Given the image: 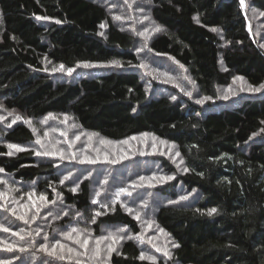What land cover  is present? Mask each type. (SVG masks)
<instances>
[{"label":"trees","instance_id":"trees-1","mask_svg":"<svg viewBox=\"0 0 264 264\" xmlns=\"http://www.w3.org/2000/svg\"><path fill=\"white\" fill-rule=\"evenodd\" d=\"M259 20L264 0H0V264H264V89L249 90L264 84ZM50 116L78 145L92 135V151L137 142L124 161L97 148L112 155L103 175L49 150L71 138L43 143ZM90 170L120 184L116 201L96 197ZM76 231L118 240L87 258Z\"/></svg>","mask_w":264,"mask_h":264},{"label":"rangeland","instance_id":"rangeland-1","mask_svg":"<svg viewBox=\"0 0 264 264\" xmlns=\"http://www.w3.org/2000/svg\"><path fill=\"white\" fill-rule=\"evenodd\" d=\"M262 26H264V21L263 20H259L258 21V25H257V30H260L261 28V31H262ZM264 31V30H263ZM162 79H169V75H166V76H162ZM189 82H191L190 80L186 83L188 84ZM192 86V85H191ZM184 88H186L184 86ZM186 92V91H185ZM13 115V114H12ZM11 114H7L6 117L10 120V121H14L15 118L12 116ZM5 116V114H4ZM1 121V119H0ZM46 121H50L51 123H49L45 128L44 130H47V129H50L46 134H45V137H41V140L43 141V143H49L48 142V137L50 136L52 138L53 134L55 132H61L63 130H65L64 134H63V139L65 140L66 137H71L70 138V143L68 144V146L66 148H62L59 144H57V147L56 146H49V150H54L56 151V149H59V150H63V151H66L64 152L63 155H61L63 158H70L72 157L73 159H75L76 161H78V163H83L85 161H90L92 162V165L95 164V166H97L98 170L102 169V174L103 175H106V167L103 168H99V166L97 165V163L103 165L105 164L108 159L110 157L113 156H119V157H124V159L122 161L125 160V155H128L130 152H132L130 149L134 148V145L135 143L137 142V140L133 141V139H130V140H124V141H120V142H108L107 144H103V143H100L98 144L97 143V146L93 147V151H92V147L90 146V144L92 145L91 142H89V140H92V138H89V137H92V135H86L84 137V142H83V145H78L79 142H77V140H82V138L80 137V134H78L75 139L73 138V135L71 134V131L68 130V127H67V121L65 120V126H64V129L62 127H59V124L60 122L62 121V119L58 120L57 117H54V116H50V118ZM46 121H40V123H44ZM67 127V128H66ZM51 132V133H50ZM144 135L142 136H139V138L142 140L140 141L141 144H144L148 141V139H152V137H148L146 139L143 138ZM138 138V137H136ZM78 143V144H76ZM155 145V146H158L160 151L165 154L167 157H169L171 159V161L174 163L176 162L177 163V166L179 167L181 165V162H179V156L177 155L176 151H175V148L172 147V146H167L165 144H162V143H159V142H153L152 143V146ZM104 146L108 148L110 154H112L109 158L107 155H102L101 152H99V154L97 153V148L100 149L101 151H103L104 149ZM59 147V148H58ZM107 158V159H106ZM122 161H119V162H122ZM100 162H103V163H100ZM154 174L156 175V173L154 172ZM87 176L88 177H91L92 176V184L95 185V191H96V197L100 200H104L105 199V202L108 201V200H112V201H116L118 195H116L114 193V190H113V187H117L118 185H120L119 183H115V182H112L110 179H109V176L105 177V178H97L96 174L92 173V170H90L88 173H87ZM118 177V176H117ZM66 178H62V180L64 181ZM70 179H74V176H71V178H67L66 180H70ZM159 180V179H157ZM164 180H162L163 182ZM161 182V181H159ZM141 199H143L144 201L148 202L149 201V194L148 191H138ZM152 193L154 192H151L150 194V197L151 195H153ZM155 196H158L157 194L153 195V198ZM128 200V198H124L123 197V203L125 205H128L129 202H126ZM130 204V203H129ZM35 206L36 203H34ZM153 206L155 207V204L153 203ZM58 207H62V206H58ZM54 214H57L53 211ZM50 219L51 222L53 223L52 221V215H49V216H43L42 219ZM57 224V223H56ZM56 224H53V226L51 227V225L49 223H42L40 224V228H41V232L44 233L45 235H59V237L63 236V235H66V230L67 228L66 227H61L60 225H56ZM50 227V230H51V233L49 234H46V228ZM69 231V229H68ZM76 234H73L74 235V239L75 241L77 242V246L76 248H80V252L82 254V256L84 257H87V258H91L92 257V249H93V253L94 255H96V250L97 248L99 249V253L101 252L103 256H105L107 254V252L109 251V249L113 248L114 244H115V241L118 240V237H115L114 239H112V237L110 236L109 238V235H102L100 237H92L94 240L90 242H88L87 246L84 247L82 246V242L84 240H86L87 238H89L88 236L90 235H85L87 237H83L84 235H82V233H80L79 231H76L75 232ZM157 233L155 236H156V239H158L159 241V248L162 250L160 251L163 255H165V253L168 254V249L170 247V242L169 240L165 239V234L163 233V231L161 230H157ZM91 239V238H89ZM88 241V240H87ZM86 248L90 249V250H87ZM158 248V249H159ZM98 253V255H99ZM102 256V257H103Z\"/></svg>","mask_w":264,"mask_h":264},{"label":"snow or ice","instance_id":"snow-or-ice-1","mask_svg":"<svg viewBox=\"0 0 264 264\" xmlns=\"http://www.w3.org/2000/svg\"><path fill=\"white\" fill-rule=\"evenodd\" d=\"M243 4H244V0H241V5H242V7H243ZM37 19H41V17H37ZM116 19H120L119 17H116ZM57 23H59V21H57ZM101 27H104V25H101ZM156 31H159L160 29L159 28H157V29H155ZM213 31H216V29H212ZM60 70H63V66H61V69ZM68 71V73L69 74H71V72L73 71L72 69H68L67 70ZM237 79H242V78H240V77H237ZM261 89H264V84H262V85H260V87L259 88H250L249 90L250 91H260ZM190 95V94H189ZM16 119H20V117H17ZM26 123H30V121H25ZM13 123H15V120L13 121ZM10 149H12V148H16V150H18V151H22L23 149H20V148H18L17 146H15V145H9L8 146ZM12 153L11 152H9V155H11ZM39 154V153H38ZM177 155H179V153H177ZM40 199H44V197H41ZM212 212H215L216 210L215 209H212L211 210ZM73 231H75V229H73ZM66 238H68V239H71V234H68V236H66ZM58 244H59V242H57ZM87 244H88V241L87 240H84L83 242H82V246H84V247H86L87 246ZM59 247L61 248V249H63L64 248V245H62V244H60L59 245ZM45 251L47 250L46 248L44 249ZM55 249H53V251H54ZM114 249H109V251H113ZM72 251V249H69V252H71ZM98 253H99V249L97 248V250H96V254L98 255ZM165 255H167V253H165ZM61 258H63V257H61ZM144 257H143V254L141 255V259H143Z\"/></svg>","mask_w":264,"mask_h":264}]
</instances>
